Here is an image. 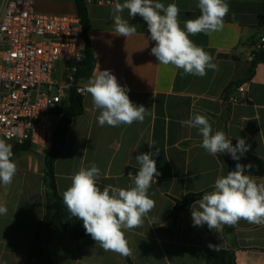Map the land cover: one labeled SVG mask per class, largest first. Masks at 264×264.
Returning a JSON list of instances; mask_svg holds the SVG:
<instances>
[{
	"label": "crops",
	"instance_id": "crops-1",
	"mask_svg": "<svg viewBox=\"0 0 264 264\" xmlns=\"http://www.w3.org/2000/svg\"><path fill=\"white\" fill-rule=\"evenodd\" d=\"M116 2L87 4L90 22L87 37L95 58L93 72L110 70L118 83L129 89L130 100L144 106L148 114L142 123L100 126L97 121L100 110L93 107L91 96L86 93L84 113L73 120L65 148L55 163L56 184L63 197L71 186V176L95 162L101 169L97 180L101 190L109 185L128 189L134 186L140 167L136 156L155 153L158 148L159 153L153 159L160 174L148 190L155 207L142 227L125 230L132 249L130 256L105 251L91 236L74 241L59 232L49 243L51 259L54 264H206L212 244L218 249L233 250L237 264H264V224L240 219L235 225H224L219 233L209 230L207 225L193 226L191 212L198 207L196 203L177 220L171 217L175 200L190 193L213 191L217 177L225 174L219 153L212 156L201 147L203 138L198 129L182 126L181 121L193 113L205 115L213 133L222 130L233 146L238 138L249 146L238 161L229 153H220L229 166L228 173L235 170L237 163L251 165L245 167L244 174L257 184L264 183V62L256 65L249 78L253 45L264 35L260 26L264 0H226L230 11L222 30L189 34L193 43L208 52L217 65V70H208L203 77L159 64L151 54L155 42L139 15L130 17L128 10L121 14L137 31L127 38L119 36L114 30L112 12ZM158 2L179 7L182 29L186 20L201 14L198 0ZM35 9L51 16L78 15L74 0H35ZM67 66L65 62L57 64L58 79ZM86 83L87 80L82 85ZM241 86L245 92L237 94L238 102L224 99L228 88L232 96ZM52 120L53 138L61 116ZM149 140L155 142L154 147H149ZM3 141L12 148L17 145ZM50 148V144L46 149L31 146L28 151L13 155L17 164L13 181L9 185L0 183V205L8 209L7 215H0V264H26L27 253L45 215L44 161ZM150 218H155L152 225Z\"/></svg>",
	"mask_w": 264,
	"mask_h": 264
},
{
	"label": "clouds",
	"instance_id": "clouds-1",
	"mask_svg": "<svg viewBox=\"0 0 264 264\" xmlns=\"http://www.w3.org/2000/svg\"><path fill=\"white\" fill-rule=\"evenodd\" d=\"M197 7L201 14L186 20L182 29L178 19L180 9L174 3L165 6L158 0H124L123 3L117 0L112 8L114 30L125 38L135 35L136 26L130 25L121 14L128 10L130 17L141 16L147 23L151 40L155 42L151 54L159 64L182 69L186 75L203 77L208 70H217V65L208 52L193 43L189 34H210L222 30L230 7L226 0H198ZM83 90L90 94L93 107L100 110L97 117L100 126L142 123L148 114L144 106H137L130 100L129 89L121 86L110 70L93 72ZM181 124L198 129L203 138L201 147L209 155L229 153L238 161L248 151L249 146L243 138H238L233 146L222 130L213 133L205 115L193 113ZM147 143L150 148L155 146L152 140ZM158 153L157 148L155 153L136 156L140 167L134 177V186L128 189L109 185L101 190L97 184L101 169L95 162L71 176V186L63 193L64 205L71 217L83 221L86 234L105 251L124 257L132 254L125 230L142 227L155 207L148 190L160 174L153 159ZM13 155L12 145L0 140V183L4 185L12 183L17 171ZM245 167L250 168L251 165L237 163L234 171L217 177L213 191L195 201L198 207L192 208L193 226L207 225L209 230L219 233L224 225H235L240 219L264 224V183L257 184L250 175L244 174ZM7 213V207L0 205V215ZM149 223L154 224L155 218H150ZM209 248L218 250L212 244Z\"/></svg>",
	"mask_w": 264,
	"mask_h": 264
},
{
	"label": "built area",
	"instance_id": "built-area-1",
	"mask_svg": "<svg viewBox=\"0 0 264 264\" xmlns=\"http://www.w3.org/2000/svg\"><path fill=\"white\" fill-rule=\"evenodd\" d=\"M0 6V140L30 143L46 149L51 120L72 90L86 94L78 78L84 61V27L79 15L51 16L37 12L35 0H1ZM112 0H86L87 4ZM264 52V35L253 45V56ZM79 57L80 59H78ZM68 66L60 79L56 65ZM244 86L230 96L238 102Z\"/></svg>",
	"mask_w": 264,
	"mask_h": 264
},
{
	"label": "trees",
	"instance_id": "trees-1",
	"mask_svg": "<svg viewBox=\"0 0 264 264\" xmlns=\"http://www.w3.org/2000/svg\"><path fill=\"white\" fill-rule=\"evenodd\" d=\"M77 13L82 20L84 27L85 52L84 61L79 67L78 78L88 80L92 76L95 66V58L91 50L87 32L90 29L89 15L86 0H74ZM260 26L264 28V15L260 17ZM260 62H264V53H258L254 56L249 78L254 73V68ZM231 88L226 90L224 99L228 101ZM84 113L83 97L75 90H72L68 99L53 112L55 116H61V120L57 125L49 153L45 156L44 182L47 187V204L45 215L37 230L35 239L27 253L26 264H54L49 253V243L56 233L62 232L74 240L78 241L87 236L83 227V221L75 217H71L60 196L55 176V163L62 154L65 145L67 133L71 127L73 120ZM30 143L17 144L12 148L13 154L20 151H28L31 148ZM220 160L225 167V174H228V164L225 158L219 153ZM209 190L187 194L182 200H175V206L172 210L171 217L177 220L181 213L190 210L191 206L202 198ZM228 231V230H227ZM206 264H237L235 252L233 250L218 249L213 251L209 249L206 256Z\"/></svg>",
	"mask_w": 264,
	"mask_h": 264
},
{
	"label": "rangeland",
	"instance_id": "rangeland-1",
	"mask_svg": "<svg viewBox=\"0 0 264 264\" xmlns=\"http://www.w3.org/2000/svg\"><path fill=\"white\" fill-rule=\"evenodd\" d=\"M56 66H57V65H56ZM54 78L58 79L56 76H54ZM51 122H53V120H52ZM51 144H52V142L50 143V146H51Z\"/></svg>",
	"mask_w": 264,
	"mask_h": 264
}]
</instances>
